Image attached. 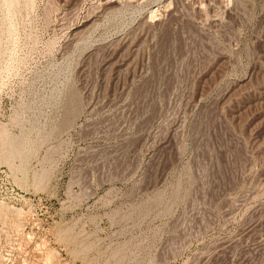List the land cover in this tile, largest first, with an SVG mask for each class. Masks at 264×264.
I'll return each instance as SVG.
<instances>
[{
  "label": "rangeland",
  "instance_id": "obj_1",
  "mask_svg": "<svg viewBox=\"0 0 264 264\" xmlns=\"http://www.w3.org/2000/svg\"><path fill=\"white\" fill-rule=\"evenodd\" d=\"M12 1L0 264H264V0Z\"/></svg>",
  "mask_w": 264,
  "mask_h": 264
},
{
  "label": "bare ground",
  "instance_id": "obj_2",
  "mask_svg": "<svg viewBox=\"0 0 264 264\" xmlns=\"http://www.w3.org/2000/svg\"><path fill=\"white\" fill-rule=\"evenodd\" d=\"M11 1H12V0H11ZM15 1H16V0H15ZM12 2H13V1H12ZM73 104H74V103H73ZM73 104H72V105H73ZM235 239H236V238H235ZM226 247H227V246H226Z\"/></svg>",
  "mask_w": 264,
  "mask_h": 264
}]
</instances>
